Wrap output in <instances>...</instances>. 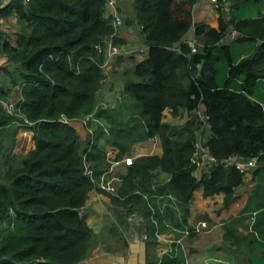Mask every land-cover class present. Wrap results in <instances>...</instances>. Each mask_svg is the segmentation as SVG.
I'll use <instances>...</instances> for the list:
<instances>
[{"label": "trees", "instance_id": "1", "mask_svg": "<svg viewBox=\"0 0 264 264\" xmlns=\"http://www.w3.org/2000/svg\"><path fill=\"white\" fill-rule=\"evenodd\" d=\"M196 1L131 0V16L116 1L124 25L141 26L142 44L149 46L142 60L120 78L121 95L129 100L126 113L119 108L122 102L98 107L105 73L94 46L112 33V9L105 0H9L0 5V21L14 16L21 26L13 44L0 30V50L13 69L2 67L8 81L21 83L20 111L29 122L5 114L0 106V264H79L88 258L98 236L87 226L86 213L79 214L93 188L83 155L94 163L90 168L96 178L105 160L99 142L117 148L116 157L121 158L133 143L155 137L162 141V156L137 158L127 167L118 194L149 192L154 184L158 192L178 197L187 222L196 190L203 188L205 197L224 193L227 206L250 173L257 184L243 209L256 213L249 262L256 264L254 250L264 257V106L254 97L264 78V42L242 59L233 56L230 46L218 44L193 53L182 37L193 25ZM240 2L247 8L252 0ZM235 26L243 38H264V16L240 18ZM220 28L225 30L222 22ZM207 29L197 24L196 35ZM218 36H213L215 42ZM8 94L0 90V98ZM201 106L209 125L194 113ZM167 108L174 116L187 111L189 118L180 127L171 126L162 120ZM91 113L100 122L90 123L94 135L88 150L91 135L82 141L75 128L60 119L79 120ZM203 125L205 143L220 161L256 157L258 166L242 173L219 164L210 175L196 178L191 157ZM19 127L33 132L35 148L25 156L10 157L4 150L14 144ZM159 170L169 175L167 183L155 181L153 173ZM111 198L127 207L126 214L135 207L149 213L135 192L124 200ZM117 217L123 221L125 214ZM150 226L148 243L155 235ZM235 238L234 244H243L242 238Z\"/></svg>", "mask_w": 264, "mask_h": 264}, {"label": "crops", "instance_id": "2", "mask_svg": "<svg viewBox=\"0 0 264 264\" xmlns=\"http://www.w3.org/2000/svg\"><path fill=\"white\" fill-rule=\"evenodd\" d=\"M116 1L117 5L122 6L125 11L130 9L131 0ZM7 2H9V0H6V3ZM241 5L240 0H225V2L222 3V10H218L211 0H197L192 11L193 25L187 31V35H185L182 41L194 43L198 50L206 46H214V44L230 46L233 56L237 57V59L248 56L258 45L264 42V38H243L242 32L236 28L235 24L240 18L252 17L253 19L259 20L263 17L264 0H254V2L252 0V2L248 3L247 8H243ZM131 13L132 12H129L128 15L131 16ZM110 14L111 10L106 8L105 16L109 17ZM221 22L225 25L224 31L220 28ZM197 24H205L208 26L207 31L200 36H197L195 32ZM131 30H135L134 33ZM139 32L138 25L135 23L130 25L125 24L119 30L118 38L121 40L119 46L132 44L138 47L142 45ZM215 34H220L217 42H215V38H213ZM118 59H123L125 64H129L128 70H130L136 63L142 60V56L133 54L129 57H118L115 61ZM112 62H114V60L109 61V64L111 65ZM3 66H8V71L13 70L10 69L12 67L9 66L8 61L5 60V55L0 50V78L3 80L0 84V90H9V94L5 96V98L6 100H10L11 98L7 97L11 96L13 91H15L14 96H16L20 92L21 83L17 81L14 85L10 84L6 72L2 69ZM107 70L108 68H106V71ZM128 77H130V75H127V78ZM113 78L112 74L105 73V79L101 86L102 89H105V94L102 95L105 100L104 103L107 107H115L119 106L118 104L122 102L119 108L126 113V105H128L129 100L123 99L121 93L117 94L118 88L114 89L117 86ZM120 91L122 92L121 83ZM115 96L117 98L113 99ZM254 97L264 106V78L259 82ZM0 106L3 109L1 103ZM198 111L204 112V107L201 106ZM4 113L11 114L5 111ZM185 113L187 118H189V113L187 111H180L178 115L174 116L171 110L167 108L163 112L162 120L163 122L171 124L174 123L176 117ZM196 117H198L197 114ZM70 125L75 128L81 140L85 141L86 132L82 123L80 121H74L71 122ZM99 143L103 145L104 154L110 152L117 156V148L109 143H104L103 140ZM153 143L156 144L154 147V154L162 156L163 145L159 137L158 140L150 139L132 144L129 154L139 155L140 157L141 155L148 156L152 151L151 147ZM4 145L5 143H3V146ZM34 148L35 142L33 139V132L29 129L19 127L14 135V144L12 146L7 145L4 152L10 157L25 156ZM88 164L90 168L91 164L94 163ZM107 166V162L104 160L99 170L101 169L100 171H103ZM114 168L122 178L126 175L127 168L121 163L116 164ZM244 179V183L236 189L234 199L227 206H224V193L205 197L203 188L194 192L193 200L190 203V212L187 216V224L191 227H201L202 222H207L209 227L201 228V232H197L189 239L187 245V259L182 258L175 261H170L174 259L162 256V251L169 247L168 240L171 237V231L167 226L161 224L158 234L151 238L152 242L150 243H143L135 237L128 240V235L130 233L129 226L137 227L140 234L143 233V231H147L150 234L152 233V228L149 229V227L145 225H131L127 220V214L123 221H119L117 215L121 213V205L117 204L118 202H113L111 196L109 198L108 194L104 196L100 194L101 192L99 191L91 190L84 205V212L86 213V224L93 233L98 236V241L90 256L80 261L79 264H181V261H183L184 264L186 261L187 264H204V262L211 257H216L213 264H253L249 262L248 250L251 249V242L249 241L254 232L253 225L256 213L243 212V209L257 182L250 173H246ZM167 181L168 180L163 183H167ZM152 187L157 189L156 185H152ZM131 194L132 193H128L126 197ZM145 206H147V204H145ZM169 218L174 224H178L176 214H171ZM151 223L152 220L149 222V225ZM111 230L119 232L122 235L118 241H113L111 239ZM229 234H232V238L229 237ZM235 237L242 238L243 244H239V246L234 244L237 240ZM202 240L204 243L209 242L211 244L207 248V256L203 258L196 253L200 245L198 243L202 242ZM256 240L257 237H255V241ZM253 253L256 257V264H264L262 253L258 250H254ZM213 254L214 256H211Z\"/></svg>", "mask_w": 264, "mask_h": 264}, {"label": "built area", "instance_id": "3", "mask_svg": "<svg viewBox=\"0 0 264 264\" xmlns=\"http://www.w3.org/2000/svg\"><path fill=\"white\" fill-rule=\"evenodd\" d=\"M6 0H0V5L4 4ZM28 0H24L26 2ZM107 6L112 9V14L110 16L111 24H112V33L104 39L102 42H98L95 44L94 48L97 55L102 56V64L101 68L106 69L107 65H109V61H113L118 57L126 56L129 57L131 55H143L145 51H148L149 46L147 44L139 45L138 47L133 46L132 44H127L125 46H118V43L115 42V39L119 37V30L123 27V19L117 11L116 1L115 0H105ZM216 6L218 10H222V3L225 0H211ZM139 30L141 26H138ZM190 45V44H189ZM192 48V52L195 53L196 49L193 44L190 45ZM21 93V90L20 92ZM9 101V100H8ZM11 104L6 106L7 101H0L5 112L16 114L23 118L24 123L29 124L28 121L24 118L20 111V102L22 98L19 100H10ZM195 114L201 119L204 124H208V116L205 112L202 111H194ZM60 120L68 122L69 124L74 121H80L85 128L86 134L91 135V140L89 141L88 150L90 149L93 141L94 130L92 124L90 123H99V119L94 116V114H87L83 116L79 120H68L64 117H61ZM204 130V125L199 130L198 137L195 142V151L191 157V163L195 166V172L200 173L199 179H201L205 175H210L211 172L219 165L222 164L225 167H232L236 170H239L242 173L250 172L258 166V159L256 157H249L248 159L242 157H230L224 160H219L212 152L209 146L205 143L206 140L202 136ZM156 139V138H155ZM153 139V140H155ZM154 154V150L151 151L150 155ZM85 155H83V159L85 161V174L90 177V180L93 184V190L107 193L109 196L113 197H121L118 194V189L122 184V176H120L115 171V165L121 163L124 167L131 166L134 161L140 157L135 154L123 155L120 159H117L115 154L110 152H106L105 158L108 166L105 170L99 173L96 178H93V170L89 168L88 162L85 160ZM142 156V155H141ZM138 195H141L145 204L149 209L148 214H144L142 212L131 211L127 220L131 225H145L149 221L159 226L160 223L156 219V216L160 215L162 217V224L167 226L174 236L171 237L169 241V247L162 251V256H167L171 259H177L181 257L185 253V241L191 236L192 233L201 232V228L208 227L207 222H202L201 227H191L184 221L181 201L175 194L168 192H158L155 187H152L149 192L139 193L135 191ZM84 207L79 210V214H83ZM9 213L12 214V210H9ZM169 214H176L178 218V224H174L170 218ZM12 226V224H11ZM142 239L148 238V232L143 231L141 234Z\"/></svg>", "mask_w": 264, "mask_h": 264}, {"label": "rangeland", "instance_id": "4", "mask_svg": "<svg viewBox=\"0 0 264 264\" xmlns=\"http://www.w3.org/2000/svg\"><path fill=\"white\" fill-rule=\"evenodd\" d=\"M24 1V0H23ZM128 12H132V8H130L129 10H128ZM1 23H0V27H1V32H2V34L3 35H5V36H7V38H4V39H8L9 40V42H11L12 44L14 43V41L16 40V33H19L20 31H21V26H20V24H19V21L17 20V18L16 17H10V18H8V19H6V20H2V21H0ZM133 33H134V31L135 30H131ZM139 35H141L140 34V32H139ZM185 35H187V33L186 34H184V36L182 37V40L184 39V37H185ZM106 37H108V36H106ZM137 37H138V34H137ZM104 39H106L105 37L102 39V40H104ZM2 42H3V39H0V46H1V44H2ZM179 44V43H178ZM188 44H193V46H194V48L196 49V51H195V53H197L198 51H200V50H198L197 49V46H195L194 45V43H192V42H188ZM118 46H119V44H118ZM10 66V65H9ZM12 67V66H11ZM107 68H108V70L106 71V69L104 70V73H109V74H112L113 75V77H115V78H113L114 79V83L116 84V86L117 87H115L114 89H117L118 88V91H117V94H120L121 93V91H120V78H123V77H125V75H124V72L126 71V70H128V68H129V64H125V62H124V60L123 59H118V60H114V62H112V64L110 65H107ZM10 69H12V68H10ZM187 72V71H186ZM186 77V76H185ZM3 80L0 78V84H1V82H2ZM183 83H184V85H186L187 86V78H184L183 80ZM102 87L100 88V90H99V92H98V107L100 108V107H103V108H105V107H107L106 105H105V100L103 99V94H105V89H102ZM13 90V89H12ZM21 90V89H20ZM14 94H15V91H13L12 93H11V96H9V97H7V98H11L10 100H13V101H15V100H19L20 98H21V93H18L16 96H14ZM117 97L115 96L113 99H116ZM8 101V100H6V98L5 97H1L0 98V101H7L6 102V106L7 105H10L11 104V101ZM23 100V99H22ZM1 103V102H0ZM170 109V108H169ZM96 110V109H95ZM13 114V113H12ZM92 114V113H91ZM94 114V113H93ZM23 115V114H22ZM187 115H186V113L185 114H183V115H181V116H178V117H176L175 118V120H174V123H171L170 125L171 126H174V127H180L182 124H184L186 121H187ZM197 120H200V118L199 117H197ZM198 132V134H199V128H198V130H197ZM205 134H206V130H203V133H202V136L203 137H205ZM8 138H10V135H9V137ZM8 138H6V139H8ZM5 139V140H6ZM157 140H158V137L156 138ZM5 140H4V142H5ZM161 140V139H160ZM136 143V142H135ZM161 143H162V141H161ZM134 144V143H133ZM156 146V144H154L153 143V145H152V147H151V150H154V147ZM105 160H106V158H105ZM153 175L155 176V181H157V182H161V183H163L164 181H166V180H168L169 179V175L167 174V173H164V171L163 170H159V171H155L154 173H153ZM199 175H200V173H197V172H194V176L196 177V178H198L199 179ZM154 185V184H153ZM92 190H93V188H92ZM135 192V191H134ZM134 192H132V194H131V196L133 195V193ZM100 194H103L104 196H107V193H104V192H101ZM109 198H110V196H109ZM116 198H118L119 200H124V199H126L127 197H126V195H123V196H121V197H116ZM132 201H134V199H132ZM121 214H125L126 215V210H127V207H124V206H121ZM131 211H137V212H140L139 211V209L137 208V207H135V208H133V210H131ZM130 211V212H131ZM130 212H128L127 213V215H126V217L128 216V214L130 213ZM84 213V212H83ZM124 219H125V217H124ZM156 219L158 220V222L160 223V225L162 224V219H159V216L157 215L156 216ZM150 222V221H149ZM149 222L147 223V224H145V226H147V227H151L150 225L151 224H153L154 225V227H155V231H154V234L155 235H157L158 234V231L160 230V225L159 226H156L153 222L149 225ZM130 227V229H129V235H128V240H131L132 238H137L139 241H141V242H145V243H148V241L150 240V235H149V233H148V238L147 239H142V237H141V234L139 233V229L137 228V227H135V226H129ZM209 227V226H208ZM1 229V228H0ZM171 231V230H170ZM197 232H195V233H192L191 234V236L185 241V253L181 256V257H179V258H177V259H182V258H185V259H187V245H188V241H189V239H191L195 234H196ZM120 236H122L119 232H115L114 230H111V234H110V237H111V239L113 240V241H118L119 240V238H120ZM172 236H174V234L172 233V231H171V237ZM171 237L169 238V240H168V244H169V241H170V239H171ZM0 239H1V236H0ZM198 244H200L199 245V248L197 249V255L198 256H200L201 258H203V257H205V256H207V253H208V247L211 245L209 242H203V240H202V242H200V243H198ZM223 254H225L224 252H222ZM196 255V254H195ZM211 256H214V254L213 255H211ZM1 259H2V256H0V262H1ZM176 259V260H177ZM216 259V257H211V258H208L205 262H204V264H213ZM181 264H184V262L183 261H181ZM185 264H187V261L185 262Z\"/></svg>", "mask_w": 264, "mask_h": 264}, {"label": "clouds", "instance_id": "5", "mask_svg": "<svg viewBox=\"0 0 264 264\" xmlns=\"http://www.w3.org/2000/svg\"><path fill=\"white\" fill-rule=\"evenodd\" d=\"M139 31H140V30H139ZM118 44L120 45V42H119ZM195 115H196V114H195ZM197 116H198V115H197ZM197 134H198V133H197ZM155 138H157V137H155ZM155 138H154V139H155ZM151 140H153V139H151ZM152 155H156V154H152ZM156 156H157V155H156Z\"/></svg>", "mask_w": 264, "mask_h": 264}]
</instances>
